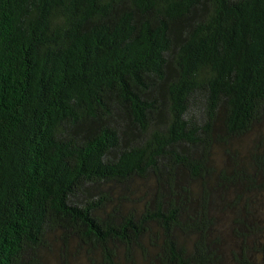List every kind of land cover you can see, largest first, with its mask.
I'll return each instance as SVG.
<instances>
[{"label":"trees","instance_id":"16d2710c","mask_svg":"<svg viewBox=\"0 0 264 264\" xmlns=\"http://www.w3.org/2000/svg\"><path fill=\"white\" fill-rule=\"evenodd\" d=\"M0 264H264V0H0Z\"/></svg>","mask_w":264,"mask_h":264}]
</instances>
